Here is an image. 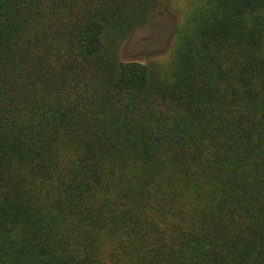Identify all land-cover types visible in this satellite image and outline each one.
I'll list each match as a JSON object with an SVG mask.
<instances>
[{"label":"trees","instance_id":"1","mask_svg":"<svg viewBox=\"0 0 264 264\" xmlns=\"http://www.w3.org/2000/svg\"><path fill=\"white\" fill-rule=\"evenodd\" d=\"M0 264H264V0H0Z\"/></svg>","mask_w":264,"mask_h":264},{"label":"rangeland","instance_id":"2","mask_svg":"<svg viewBox=\"0 0 264 264\" xmlns=\"http://www.w3.org/2000/svg\"><path fill=\"white\" fill-rule=\"evenodd\" d=\"M178 10L170 2L144 27L136 32L121 49V59L145 63L165 58L170 50Z\"/></svg>","mask_w":264,"mask_h":264}]
</instances>
